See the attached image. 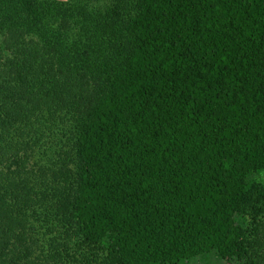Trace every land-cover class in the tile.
<instances>
[{
  "label": "trees",
  "instance_id": "trees-1",
  "mask_svg": "<svg viewBox=\"0 0 264 264\" xmlns=\"http://www.w3.org/2000/svg\"><path fill=\"white\" fill-rule=\"evenodd\" d=\"M0 264H264V0H0Z\"/></svg>",
  "mask_w": 264,
  "mask_h": 264
}]
</instances>
